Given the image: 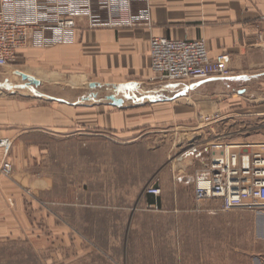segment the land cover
<instances>
[{
  "label": "crops",
  "instance_id": "1",
  "mask_svg": "<svg viewBox=\"0 0 264 264\" xmlns=\"http://www.w3.org/2000/svg\"><path fill=\"white\" fill-rule=\"evenodd\" d=\"M149 1V17L142 15L132 24L111 25L99 0H93V9L99 15L94 19L78 18L72 42L18 50L12 64L39 79L40 86L54 87L55 96L35 109L23 105L18 151L26 152L28 157L35 152L44 153L43 158H47L50 143L33 144L25 140L33 131L53 136L55 170L54 175L43 172L39 179L17 169L14 179L0 176V238L32 236L38 227L51 232L70 230L73 215L60 207L63 202L54 201L58 211L42 206L40 209L35 197L25 192L27 187L37 188L49 197L62 183H58V175L67 180L62 184L68 186L69 180L83 177L82 184L89 187L87 194L91 197L101 193V198H107L111 184L114 188L122 185L132 193L133 186L126 184V179L141 174L144 168L157 173L166 161V154L160 147L156 152L159 159H126L125 146L133 141L158 144L159 139L143 138L149 134L145 127L151 124L193 118L206 110L208 102L211 104L208 110L217 109V87H234L239 95L233 101L235 111L218 112L222 118L231 117L220 130L226 132L220 134L223 136L220 141L234 145V150L240 153L264 152L260 146L264 143V0ZM133 7L138 12L144 4L136 1ZM153 37L204 39L211 57L223 52L231 55V74L205 81L156 79L150 57ZM91 83H96V87H91ZM113 94L123 100L121 105L109 99ZM240 104L246 106V112H241ZM18 129L12 128L0 137L11 138L14 145L13 136ZM194 131L192 136L198 139H187L183 153L171 166L158 172L162 193L173 179L174 184L189 182L195 188L196 173L187 167L193 165L195 157L204 159L205 147L216 140L205 142L207 132ZM83 139L86 145H82ZM78 147L83 157L74 154ZM208 150L212 157L210 147ZM97 151L100 158H90ZM113 151L118 156L110 159ZM176 166H180L178 173ZM94 167L99 171L93 172ZM206 175L200 171L198 178ZM66 189L72 195L73 190ZM144 195L149 205L159 203L157 196ZM261 230L264 238V212Z\"/></svg>",
  "mask_w": 264,
  "mask_h": 264
},
{
  "label": "rangeland",
  "instance_id": "2",
  "mask_svg": "<svg viewBox=\"0 0 264 264\" xmlns=\"http://www.w3.org/2000/svg\"><path fill=\"white\" fill-rule=\"evenodd\" d=\"M21 69L13 64L0 68V135L19 127L13 136L14 145L10 151L13 172L10 176L0 175L9 180L14 179L17 170L30 173L32 179H39L45 171L53 174L55 170L53 136L33 131L25 140L33 144L50 143L47 158H43L44 153L35 152L28 157L26 152L18 151V138H22L19 134L22 131L20 118L23 105L35 109L46 104L49 98H55L54 87H21L26 84L17 73ZM233 88L217 87L215 110H208V102L206 110L196 113L193 118L145 127L149 134L143 137L144 140L159 139V143L130 142L125 146L126 159L156 160L159 159L157 149L163 147L166 161L160 171L171 166L173 160L183 153L187 139H198L192 136L194 130L207 132L205 142H219L223 137L220 134H226L220 130L231 117L222 118L218 112L230 113L237 107L233 101L239 95ZM238 107L241 112H246L245 105ZM200 114L211 115L213 121L203 124ZM156 129H168L170 132H151ZM158 134L160 137L156 136ZM162 140L166 142L162 143ZM81 143L86 145L84 139ZM208 145L202 154L204 159L195 157L193 165L187 167L191 168L187 170L196 173V180L200 171L207 173V165L211 161L209 147L212 151L211 144ZM99 151L91 153L90 158L99 159ZM74 154L84 156L79 147ZM110 156V159L117 158V151ZM179 168H174L176 173ZM72 170L76 172L77 169ZM97 171L99 169L94 167L93 172ZM151 171L144 168L141 174L126 179V184L133 186L132 193L125 191L122 185L114 188L111 184L107 198H101V193H94L93 197L87 194L89 187L83 186V177L69 180L68 186L62 184L67 180L58 175L57 181L62 183L49 197L43 196L37 188H25L27 194L35 197L39 208L42 206L53 212L57 210L54 201L63 202L60 207L73 215L74 223L66 232H51L38 227L32 236L0 238V264H264L261 230L264 209L237 208L224 212L218 208L216 201H206L199 207L195 202L194 186L189 182L174 184L175 179L157 196L159 203L151 206L146 203L144 193L149 184L158 183L159 172ZM67 187L73 190L72 195L67 192Z\"/></svg>",
  "mask_w": 264,
  "mask_h": 264
},
{
  "label": "built area",
  "instance_id": "3",
  "mask_svg": "<svg viewBox=\"0 0 264 264\" xmlns=\"http://www.w3.org/2000/svg\"><path fill=\"white\" fill-rule=\"evenodd\" d=\"M136 1L144 4L138 12L133 7ZM99 2L111 25L132 24L135 18L150 14L149 0ZM98 15L93 9V0H1L0 68L12 64L20 48L72 42L77 19H94ZM150 57L154 78L160 80L205 81L231 74V55L223 52L211 57L204 39L153 37ZM200 119L203 124L213 121L211 115L200 114ZM12 145L11 138L0 137L2 176H10L13 172L9 158ZM260 146L264 149V143ZM234 148V145L217 140L211 143L212 157L207 175L198 178L194 188L199 207L206 201H216L222 211L264 209V152L240 153ZM145 192L159 196L162 189L153 182Z\"/></svg>",
  "mask_w": 264,
  "mask_h": 264
},
{
  "label": "water",
  "instance_id": "4",
  "mask_svg": "<svg viewBox=\"0 0 264 264\" xmlns=\"http://www.w3.org/2000/svg\"><path fill=\"white\" fill-rule=\"evenodd\" d=\"M17 73L19 75H21L23 81L26 82V84L25 85H21V87L24 88V87L31 86V85H36V86L40 85V80L37 79L36 77H34V76L30 75V74H27L25 72H22V71H17ZM96 85H97L96 83H91L90 86L91 87H96ZM109 99H111L113 104H115V105H121L122 102H123L122 99L117 98V96L114 95V94L110 95Z\"/></svg>",
  "mask_w": 264,
  "mask_h": 264
}]
</instances>
